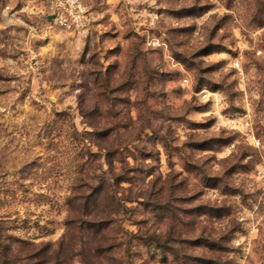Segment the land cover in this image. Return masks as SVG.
Here are the masks:
<instances>
[{"label": "rangeland", "instance_id": "374dc122", "mask_svg": "<svg viewBox=\"0 0 264 264\" xmlns=\"http://www.w3.org/2000/svg\"><path fill=\"white\" fill-rule=\"evenodd\" d=\"M80 3L0 0V264H264V0Z\"/></svg>", "mask_w": 264, "mask_h": 264}, {"label": "built area", "instance_id": "2783aa9c", "mask_svg": "<svg viewBox=\"0 0 264 264\" xmlns=\"http://www.w3.org/2000/svg\"><path fill=\"white\" fill-rule=\"evenodd\" d=\"M50 16L61 27L72 28L83 23L85 11L80 0H43Z\"/></svg>", "mask_w": 264, "mask_h": 264}, {"label": "trees", "instance_id": "16d2710c", "mask_svg": "<svg viewBox=\"0 0 264 264\" xmlns=\"http://www.w3.org/2000/svg\"><path fill=\"white\" fill-rule=\"evenodd\" d=\"M111 167H113V164L111 165ZM115 176H118V175L115 174Z\"/></svg>", "mask_w": 264, "mask_h": 264}, {"label": "water", "instance_id": "95a60500", "mask_svg": "<svg viewBox=\"0 0 264 264\" xmlns=\"http://www.w3.org/2000/svg\"><path fill=\"white\" fill-rule=\"evenodd\" d=\"M52 18V16H50V19Z\"/></svg>", "mask_w": 264, "mask_h": 264}]
</instances>
